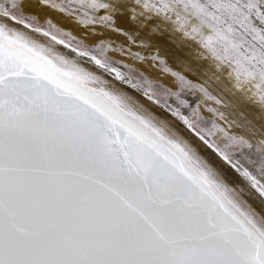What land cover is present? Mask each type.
Returning <instances> with one entry per match:
<instances>
[{"label":"water","instance_id":"water-1","mask_svg":"<svg viewBox=\"0 0 264 264\" xmlns=\"http://www.w3.org/2000/svg\"><path fill=\"white\" fill-rule=\"evenodd\" d=\"M105 105L0 42V264H264L228 206Z\"/></svg>","mask_w":264,"mask_h":264},{"label":"rangeland","instance_id":"rangeland-1","mask_svg":"<svg viewBox=\"0 0 264 264\" xmlns=\"http://www.w3.org/2000/svg\"><path fill=\"white\" fill-rule=\"evenodd\" d=\"M21 1L0 0V15L161 107L264 200V0H33L108 35L92 44L40 23ZM125 57L147 61L173 86L149 79Z\"/></svg>","mask_w":264,"mask_h":264},{"label":"bare ground","instance_id":"bare-ground-1","mask_svg":"<svg viewBox=\"0 0 264 264\" xmlns=\"http://www.w3.org/2000/svg\"><path fill=\"white\" fill-rule=\"evenodd\" d=\"M20 8L40 23L47 19L88 44L108 36L102 31L93 33L61 12L33 0H22ZM0 42L27 54L95 100L104 102L110 111L154 142L203 187L209 189L218 201L228 206L236 216L231 214L245 225L264 248L263 198L243 176L221 160L185 125L125 82L111 77L106 69L87 60L86 63L48 36L26 29L1 15ZM124 59L149 79L173 86L168 75H161L147 61L145 64L129 57Z\"/></svg>","mask_w":264,"mask_h":264}]
</instances>
